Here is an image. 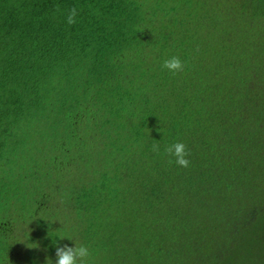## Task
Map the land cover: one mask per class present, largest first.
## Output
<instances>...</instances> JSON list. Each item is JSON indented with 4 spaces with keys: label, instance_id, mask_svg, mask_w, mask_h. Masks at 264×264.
<instances>
[{
    "label": "trees",
    "instance_id": "1",
    "mask_svg": "<svg viewBox=\"0 0 264 264\" xmlns=\"http://www.w3.org/2000/svg\"><path fill=\"white\" fill-rule=\"evenodd\" d=\"M74 242L264 264V0H0V261Z\"/></svg>",
    "mask_w": 264,
    "mask_h": 264
},
{
    "label": "clouds",
    "instance_id": "2",
    "mask_svg": "<svg viewBox=\"0 0 264 264\" xmlns=\"http://www.w3.org/2000/svg\"><path fill=\"white\" fill-rule=\"evenodd\" d=\"M78 10L73 7L67 14V23L69 25L75 24L77 21ZM185 62L178 56H171L163 61L162 70H166L169 73H178L183 71ZM153 151H159L158 146H153ZM168 155L174 158L175 164L180 167H188L190 161L188 160V151L186 146L182 142H175L169 145L166 150ZM71 240V239H69ZM91 252L86 245H77L74 242V246L65 245L63 247L56 248L55 262L51 258H48L46 264H88V258ZM0 264H3L0 261Z\"/></svg>",
    "mask_w": 264,
    "mask_h": 264
}]
</instances>
